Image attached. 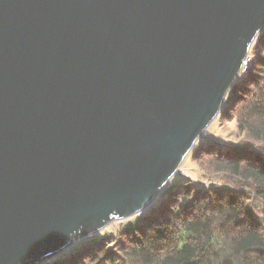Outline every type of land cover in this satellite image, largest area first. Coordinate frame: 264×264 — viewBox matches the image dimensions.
I'll return each instance as SVG.
<instances>
[{"label":"water","instance_id":"1","mask_svg":"<svg viewBox=\"0 0 264 264\" xmlns=\"http://www.w3.org/2000/svg\"><path fill=\"white\" fill-rule=\"evenodd\" d=\"M263 31L264 0H0V264L148 210Z\"/></svg>","mask_w":264,"mask_h":264},{"label":"trees","instance_id":"2","mask_svg":"<svg viewBox=\"0 0 264 264\" xmlns=\"http://www.w3.org/2000/svg\"><path fill=\"white\" fill-rule=\"evenodd\" d=\"M218 120L239 142L203 141L188 160L220 184L183 177L112 236L41 264H264V31Z\"/></svg>","mask_w":264,"mask_h":264},{"label":"rangeland","instance_id":"3","mask_svg":"<svg viewBox=\"0 0 264 264\" xmlns=\"http://www.w3.org/2000/svg\"><path fill=\"white\" fill-rule=\"evenodd\" d=\"M206 140L207 141H213L221 146H224L226 148H230L233 147L234 145H236L239 142V138L237 137L235 130H234V126L232 123L230 122H221L220 120H217L212 127L208 130L207 134H206ZM205 140V141H206ZM203 141H201L197 146H199L200 144H202ZM184 176H177L172 182L171 184L161 193L160 196L165 195V193L168 192V190L170 188H172L176 183L182 181L183 177L185 179H190L192 181L198 182V180L201 181V186H203V184H205V186H213V185H217L220 184L221 181L219 177L214 176L212 178H202V175L200 174L201 172H199V170L196 169L195 165H193L189 160H187V162L185 163L184 166ZM159 196V197H160ZM146 211L136 215L135 217L126 220V221H118L117 223L111 225L110 227H108L107 229L94 234L92 236L83 238L78 240L75 245L71 248V250L78 248V247H82V246H86L88 243L93 242L95 240L98 239H103L105 237H109L112 236L113 234H115V232L120 229L123 225H126L127 223L131 222L133 219H137L142 217L145 214Z\"/></svg>","mask_w":264,"mask_h":264}]
</instances>
